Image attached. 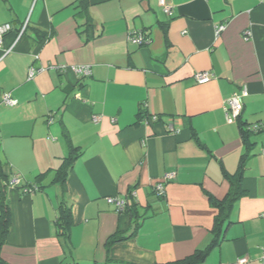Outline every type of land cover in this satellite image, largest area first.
Masks as SVG:
<instances>
[{
  "label": "crops",
  "instance_id": "crops-1",
  "mask_svg": "<svg viewBox=\"0 0 264 264\" xmlns=\"http://www.w3.org/2000/svg\"><path fill=\"white\" fill-rule=\"evenodd\" d=\"M85 1L0 0V24L14 26L5 47L27 23L9 52L0 48V160L8 177L22 180L7 188L11 224L3 260L161 264L183 258L211 241L217 210L208 196L225 197V175L235 173L245 154L243 192L206 263L261 264L264 131L249 132L244 143L240 125L264 117V0H165L170 15L158 0ZM220 24L225 28L216 36ZM134 31L148 42L129 41ZM77 65H89L90 74L75 73ZM198 71L212 76L198 83ZM243 86L242 111L228 122L225 99ZM4 94L16 104L3 103ZM141 113L157 120L143 122ZM169 123L178 131H167ZM71 144L81 154L62 194L53 173ZM44 171L43 187L23 192ZM166 173L173 177L157 195L154 187ZM61 196L73 222L69 250L55 226ZM111 196L136 203L142 215L136 230L128 212L107 202ZM116 231L127 238L105 248Z\"/></svg>",
  "mask_w": 264,
  "mask_h": 264
},
{
  "label": "trees",
  "instance_id": "trees-1",
  "mask_svg": "<svg viewBox=\"0 0 264 264\" xmlns=\"http://www.w3.org/2000/svg\"><path fill=\"white\" fill-rule=\"evenodd\" d=\"M79 1H81V3L85 5V2H86L85 0H79ZM86 29L88 28L85 27V30ZM141 114H139L140 119L146 116L145 114L144 115L143 114L141 115ZM240 127H241L240 130H241L242 138L244 140V143H246L248 140V134L250 131H248L242 125H240ZM80 154H81V149L78 146H74L72 144L69 145L68 154L63 157L61 164L54 169L52 182L57 183L61 187L62 194H64L66 190L65 180H66L67 173L69 172L73 163L79 157ZM246 159H247V155L245 154L242 155L239 160V164H238V167L235 173L225 175L230 181V189L223 199L218 200V199H214L212 196H208L217 210L214 215L213 225H212V231L214 235L211 241L209 242V244L204 248L195 249L191 254L183 258L170 260V261H167L161 264H207L206 259H207V256L210 250H212L216 245H218L223 238L221 228H222L224 221L228 217L231 204L235 200V198H237V196H239L243 192L242 186H241V177H242V173L245 167ZM47 173L48 171L41 172L35 176L34 183L32 184L26 183L22 185L23 192H26V193L30 191L34 192L37 189L42 188L43 186L42 185L40 186L39 184H40V181L46 176ZM12 177H18V176L13 175V176L8 177L3 172L2 163L0 160V249L6 240V236L9 232V228L11 224V211L9 208V203H8V198H7V188L8 186H10L8 184V181ZM21 181H22L21 178H19L18 185L21 184ZM24 188H26L29 191H24ZM129 194L130 193H128L127 196H130ZM57 208H58L57 209L58 210L57 219L55 221L56 232L62 241L63 248H65V250H69L70 244H71L70 243V230H71V226L73 222H72L70 207L65 201L64 196H61V199L59 201ZM123 211L128 212L133 217L134 222H135V230H136V228L139 226L138 220L142 216L138 214L136 203L133 201L129 202L127 200ZM125 238L127 237L120 235V233L116 231L115 233L109 235L106 238L105 243H104L105 248L108 249L112 244L119 242ZM0 264H7L5 260H3L1 255H0ZM71 264H112V263L109 260H106L104 262H89V263L73 262Z\"/></svg>",
  "mask_w": 264,
  "mask_h": 264
},
{
  "label": "built area",
  "instance_id": "built-area-1",
  "mask_svg": "<svg viewBox=\"0 0 264 264\" xmlns=\"http://www.w3.org/2000/svg\"><path fill=\"white\" fill-rule=\"evenodd\" d=\"M159 4L162 6L163 11L168 13L169 15L172 13L171 12V8L170 6L166 3L165 0H158ZM26 21L24 23H22L21 25H19V27H17V29L15 30V37H14V42L9 46V47H5L4 46V36L9 32L12 31L14 29V26L7 22V23H3L0 24V48L3 50L4 53L9 52L14 44L16 43V41L20 38V36L25 32L26 29ZM225 26L224 24H220L218 26L215 27V35L218 36L223 30H224ZM250 30H245L244 31V37L248 38V36L250 35ZM128 40L131 41L132 43L135 44H144L148 42V38L144 36V34L141 31H134L129 33L128 35ZM57 67H55V69H57ZM73 70L75 73H77L78 75H89L91 70L89 65H77V66H73ZM35 72V69L31 68L28 71V76L32 77L33 74ZM211 73L208 71H198L195 72L193 77L194 79L198 82V83H204L207 82L210 78H211ZM248 91L246 89L245 86H243L240 91L234 92L232 95H230L227 99H225V106H224V113H225V118L228 122H234L238 119L242 108H243V101L242 98L247 96ZM2 102L7 104V105H15L16 104V100L14 98H12L9 94H4V96L2 97ZM157 119V115L153 114L150 116H145L142 118L143 122H149V121H155ZM94 120H98L97 118H94ZM246 129L250 132H259V131H264V117L262 119H260L259 121L249 124L246 126ZM166 130L169 132H177V128L169 123L166 124ZM262 155L264 156V149L262 150ZM173 177V173H166L163 177V179L161 181H159L158 183H156L155 187H154V191L157 195H162L163 194V184L164 181H167L169 179H171ZM19 183V178L18 177H12L9 179L8 184L11 186H16ZM24 191H29L26 188H24ZM31 192V191H30ZM108 203H111L115 206L117 211H123V209L125 208L126 205V198L125 197H119V196H111V197H107L106 198ZM262 215H264V212L262 213ZM246 258H239L235 263L233 264H244L246 262ZM264 264V258L262 259V263Z\"/></svg>",
  "mask_w": 264,
  "mask_h": 264
}]
</instances>
